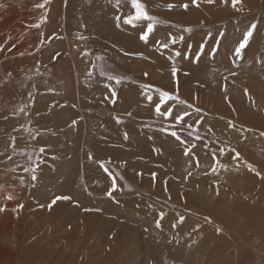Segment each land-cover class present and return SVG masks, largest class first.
<instances>
[{
    "label": "rangeland",
    "instance_id": "rangeland-1",
    "mask_svg": "<svg viewBox=\"0 0 264 264\" xmlns=\"http://www.w3.org/2000/svg\"><path fill=\"white\" fill-rule=\"evenodd\" d=\"M138 3L0 0V264L37 231L65 262L264 264V0Z\"/></svg>",
    "mask_w": 264,
    "mask_h": 264
},
{
    "label": "bare ground",
    "instance_id": "bare-ground-1",
    "mask_svg": "<svg viewBox=\"0 0 264 264\" xmlns=\"http://www.w3.org/2000/svg\"><path fill=\"white\" fill-rule=\"evenodd\" d=\"M87 4V3H86ZM80 25V24H79ZM78 44V43H77ZM18 50V49H17ZM223 57V56H222ZM144 59V58H143ZM82 60H84V58H82ZM264 60V59H263ZM263 62V61H262ZM255 64V63H254ZM264 64V63H263ZM78 65H79V63H78ZM256 65V64H255ZM84 66V62L82 63V64H80V66H79V68H81L82 69V67ZM262 67H264L263 65L260 67V68H262ZM258 68H259V66H258ZM84 69H85V67L83 68V71H84ZM256 70V69H255ZM264 71V70H263ZM254 72V71H253ZM256 72H258V71H256ZM87 74V73H86ZM255 75V74H254ZM256 76H258V75H256ZM260 77H261V75H259ZM217 77V76H216ZM251 77H252V75H251ZM262 77H263V75H262ZM254 78V77H253ZM255 78H257V77H255ZM222 79V78H221ZM228 79H230V78H228ZM238 80V79H237ZM254 80V79H253ZM243 81V80H242ZM262 82V81H261ZM230 84V86H232V85H236V83H234L233 82V80H231L230 79V82H229ZM243 84V83H242ZM258 85H259V81H258ZM260 86V85H259ZM259 86H255V87H259ZM240 90V89H239ZM260 90H262L261 89V87H260ZM177 91V90H176ZM255 93V92H254ZM260 93H261V91H260ZM229 94V93H228ZM258 94V93H257ZM262 94V93H261ZM240 96V95H239ZM245 98V97H244ZM247 100V99H246ZM259 100H260V97H259ZM250 101V100H249ZM251 101L255 104V107H256V105H257V103L255 102V100H254V98H251ZM250 101V102H251ZM263 101V100H262ZM252 104V103H251ZM254 104H253V106H254ZM259 105V104H258ZM257 105V106H258ZM262 106V105H261ZM248 107H250V105L248 106ZM255 107H253L254 109H256V110H258L257 108H255ZM251 108V107H250ZM262 109V108H261ZM61 111V110H60ZM253 112V111H252ZM256 113V112H255ZM261 113H262V111H261ZM183 115V114H182ZM248 118V117H247ZM252 119V118H251ZM245 120H247V122H248V119H245ZM239 121H240V119H239ZM243 121V120H242ZM241 121V122H242ZM250 121V120H249ZM240 122V123H241ZM252 122V121H251ZM255 122V121H254ZM253 123V122H252ZM249 124V123H248ZM251 124V123H250ZM255 124H257V123H255ZM254 124V126H255V128H256V125ZM258 126V125H257ZM252 128H253V126H252ZM251 128V129H252ZM254 132V131H253ZM248 133H250V134H252V132L251 131H248ZM243 134V133H242ZM224 192V191H223ZM240 202V201H239ZM230 204V203H229ZM58 205H61V206H65L64 205V201L62 200H60L59 202H58ZM237 205V204H236ZM68 208L70 209V213L71 214H73V215H76V214H79V211H78V209L76 208V207H71V206H68ZM234 210L236 209L235 207L233 208ZM242 209L243 210H245L243 207H242ZM233 210V211H234ZM250 210V209H249ZM236 211H237V209H236ZM239 211V210H238ZM251 212H250V217H249V219H250V222H248V223H250L249 225L251 226V231L252 232H254V233H259L260 232V229L257 227L258 226V224H259V222L261 221V218L262 217H264V215L258 210V208H251V210H250ZM246 212V211H245ZM75 213V214H74ZM237 213V212H236ZM246 213H248V212H246ZM245 213V214H246ZM253 215H252V214ZM85 214V216H87L88 217V219H89V221L92 223V224H94L93 225V228H92V230H95V231H98L101 235H106L107 234V236L108 235H110V234H112L113 233V226L114 227H116V230L114 231L115 232V236H113L112 237V239H114L115 241H118V234L120 233V232H124L125 233V235H126V237L125 238H127V242H128V245L130 244V242L135 238L136 239V235H134V232L133 231H131L132 230V228L131 227H128V225H122V224H115V222H112V223H110V222H108V220H105L106 219V217H103V215L101 216V214H98V213H95V212H90V214H88L87 215V212L86 213H84ZM240 215V214H239ZM242 215V214H241ZM248 215V214H247ZM246 215V216H247ZM79 216V215H78ZM239 218V217H238ZM246 219H247V217H246ZM105 220V221H104ZM239 220H240V218H239ZM100 221H102V222H105V224H107V225H102V224H100ZM245 221H247V220H245ZM249 221V220H248ZM258 222V223H257ZM241 223H242V221H241ZM90 224V223H89ZM89 224H86L85 226H88ZM245 224V222H243V224H241L242 226ZM240 225V224H239ZM248 225V226H249ZM247 226V225H246ZM245 227V226H244ZM244 227H242V228H244ZM131 228V229H130ZM245 228H247V227H245ZM134 229V228H133ZM47 230V229H46ZM248 230V229H247ZM242 231V230H241ZM39 231H37V233H35V234H32V235H29V236H25L23 239H25V241H24V243H25V247H23V246H21V249H20V251H18L19 253H20V255L22 256L21 257V259H23L24 258V261H23V263L22 264H27V262L25 261V258L27 257V256H31V258H32V262H34V264H79V263H77L76 262V260L74 259L75 258V256L76 255H78L79 254V251H83V249H88L90 252H88V253H91L93 250V248L91 247V246H89L88 244H86V242H84L79 248H77L78 250H77V252H76V254L74 255V257H73V259L71 260V261H67V262H65L66 261V259H68V257L66 256V257H63V258H59V257H57V249H58V246H56V244L52 241V239H47V238H44V237H46V235H43V233H42V235L41 234H39L38 233ZM250 232V231H249ZM248 232V233H249ZM251 232V233H252ZM123 235V234H122ZM121 235V236H122ZM254 235V234H253ZM120 236V237H121ZM19 237V236H18ZM101 237V236H100ZM20 238V237H19ZM22 239V238H21ZM96 240H99V239H96ZM133 242V241H132ZM131 242V243H132ZM99 244H100V242H99ZM80 245V244H79ZM78 245V246H79ZM92 245L94 246V247H96V245H98V244H96V242L94 241L93 243H92ZM211 245V244H210ZM225 245V244H224ZM212 247V246H211ZM228 250V249H227ZM76 251V250H75ZM229 251V250H228ZM17 253V252H16ZM31 253H35L33 256L31 255ZM70 253H72V251H70ZM87 253V254H88ZM96 254V252H92L90 255H92V254ZM230 253V252H229ZM8 254H10V252H8V253H5L3 256L2 255H0V258H2V257H5L6 255H8ZM59 254V253H58ZM67 254V253H66ZM72 256V255H71ZM79 256V255H78ZM83 256V255H82ZM160 256H163V258L161 259V261L162 260H168V258H170L171 260H172V255L171 254H162V255H160ZM77 257V256H76ZM147 258V257H146ZM154 258V257H153ZM212 258H214V257H212ZM79 259V258H78ZM155 259V261L156 262H158V260H159V258H157V257H155L154 258ZM87 261V260H86ZM131 261V260H130ZM150 261H151V259H150ZM230 261V260H229ZM18 262V261H17ZM16 262V263H17ZM132 262V261H131ZM162 263V262H161ZM178 263H183V261H181V262H178ZM84 264H87V262L86 263H84ZM95 264H96V260H95ZM97 264H98V261H97ZM99 264H108L107 263V258H105V259H100V262H99ZM167 264V263H166ZM185 264V263H184Z\"/></svg>",
    "mask_w": 264,
    "mask_h": 264
},
{
    "label": "snow or ice",
    "instance_id": "snow-or-ice-1",
    "mask_svg": "<svg viewBox=\"0 0 264 264\" xmlns=\"http://www.w3.org/2000/svg\"><path fill=\"white\" fill-rule=\"evenodd\" d=\"M209 2H211V0H209ZM131 3H132V6L136 9V14H135L134 16L129 17L128 19H126V20H125V23H132L133 20H141V19H143V20H149V21H151V20L154 19L153 17L148 16L147 13H145V12L142 10L143 6H142L141 4L138 3V0H131ZM40 7H43V5H40ZM170 7H171V6H170ZM184 7H187V5H185ZM251 27H252V29H254V28H255V25H252ZM152 31H153V25H152L151 23H149L148 26H147V31L144 32V33L141 35V39H142V40H146L147 37H148V35H149ZM251 36H252V31H251V30H249L248 32L245 33L243 40L239 43V46L235 49V54H236L237 56H239V55L241 54V50L244 49V48L246 47V45H247V43H248V40H249V38H250ZM172 43H175V40H173ZM163 46H164V47H167L168 45H167V44H164ZM175 72H176V70L173 69V75H175ZM117 82L119 83V81H117ZM164 97L171 98L167 92L163 93V95H162V99H163ZM181 103H184V102L181 101ZM156 111H157L158 113H160V108H159V106H157ZM161 114H171V113H170V110H166L165 113H161ZM184 115H188V113L185 112V113H183V115H177V116L175 117L176 120H177V122L183 120ZM170 134H171L173 137H175L177 140L180 139V137L177 135V133H176L175 131L171 132ZM262 135H264V133H262ZM125 138H127V137H126V134H125ZM198 138H199V137H198ZM41 151H43V149H41ZM233 151H234V150H233ZM185 154H187V152H186ZM236 155H237V157H238V156H239V153H236ZM32 179L35 180L36 177L33 176ZM113 188H115V185H113ZM111 194H112L111 192L108 193L109 196H111ZM61 199L67 200V199H70V197H67V196L60 197V196H58V197H56V198L52 201V204H55L57 200H61ZM52 204L49 205V208H51ZM0 211H3V209H0ZM183 219H184V218L181 217V218H180V221L183 222ZM156 223H157V227H159V226H160L159 221H157ZM173 227H175V225H173Z\"/></svg>",
    "mask_w": 264,
    "mask_h": 264
}]
</instances>
